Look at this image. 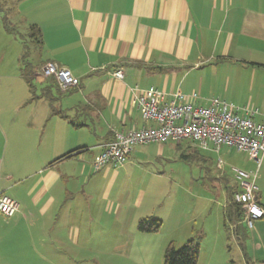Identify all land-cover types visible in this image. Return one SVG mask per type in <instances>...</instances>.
<instances>
[{
	"label": "crops",
	"instance_id": "crops-1",
	"mask_svg": "<svg viewBox=\"0 0 264 264\" xmlns=\"http://www.w3.org/2000/svg\"><path fill=\"white\" fill-rule=\"evenodd\" d=\"M7 2L17 31L10 33L0 24V194L19 207L11 218L0 215L8 234L0 238L11 261L59 264V254L79 244L81 221L92 220L97 211L95 173L108 181L101 212L115 220L124 217V232L138 213L141 219L161 217L176 224L174 231H186L174 200L157 209L154 184L135 200L130 190L110 199L120 171L129 178L138 168L141 146L124 167L96 172L93 162L116 132L152 125L143 121L136 102L137 92L150 87L165 92L167 101L180 93L196 95L193 103L199 107L219 99L239 108L240 116L246 115L244 107L256 109L253 120L264 123V0ZM30 25L41 30L38 43L28 40ZM25 43L30 48L26 61ZM48 63L69 69L79 86L62 92L43 75ZM192 144L207 152L209 157L199 155L201 161L217 156L222 194L229 183L227 170L232 172V195L207 201L217 209V231L234 233L237 261L230 264H264V217L249 229L244 215L237 222L230 207L238 190L234 169L255 172L256 163L233 148ZM193 153L198 151L187 157ZM256 185L264 210V156Z\"/></svg>",
	"mask_w": 264,
	"mask_h": 264
},
{
	"label": "rangeland",
	"instance_id": "rangeland-1",
	"mask_svg": "<svg viewBox=\"0 0 264 264\" xmlns=\"http://www.w3.org/2000/svg\"><path fill=\"white\" fill-rule=\"evenodd\" d=\"M10 6L8 4L7 8ZM3 16L2 8L0 9V24L3 23ZM12 20L9 19L11 26ZM19 32L23 34L24 30L19 29ZM8 54L11 55V52ZM138 146L143 149L137 157L138 168L131 171V178L122 175L124 171H120L121 176L112 189L110 199L116 198L122 191L130 190V198L135 200L139 191L154 184L158 193L157 209L174 200L177 208L176 214L182 223L187 225V230L174 231L173 228L176 225L174 222L154 216L163 222L160 230L140 232L138 223L141 218L138 213L133 225L127 222L128 230L124 232V217L115 220L114 216L110 217L101 212V193L108 181L100 179L101 173L93 171L97 176V211L92 220L86 218L81 221L79 244L59 254V264H164L165 252L171 242H174L176 247H181L190 239L200 241L197 264L236 262L234 233L227 228L224 229L223 235L217 231L215 223L217 209L207 204L210 199L216 201L225 199L228 194L232 195L236 189L232 172L227 170L228 188L224 185L222 194L218 180H216L219 177L216 155L211 156L209 162L201 161L199 155L207 157V152L189 141H183L180 144L169 142L161 145ZM160 149H164V152L162 153ZM195 151H198V154L193 153L194 156L183 157ZM149 198V195L145 197V203ZM202 227L207 229V233L202 232ZM5 229L0 223V237L8 235L4 233ZM5 249L1 245L0 238V264H15Z\"/></svg>",
	"mask_w": 264,
	"mask_h": 264
},
{
	"label": "built area",
	"instance_id": "built-area-1",
	"mask_svg": "<svg viewBox=\"0 0 264 264\" xmlns=\"http://www.w3.org/2000/svg\"><path fill=\"white\" fill-rule=\"evenodd\" d=\"M42 72L46 78H53L62 92L79 86V80L72 72L56 63L46 64ZM115 76L124 79L121 72H116ZM137 93L136 102L141 117L145 123L152 125L116 132L113 140L104 145L94 160V170L124 167L138 145L189 141L203 149L209 143L217 149L223 146L233 148L248 154L257 165L255 172L234 169L238 190L233 202L242 206L245 222L252 229L255 221L264 217L256 185L257 172L264 156V123L253 120L258 110L244 107L242 111L246 115L240 116L239 108L219 99H214L209 107H199L193 104L196 95L186 98L178 93L167 101L165 92L155 87ZM18 207L16 201L0 194V214L11 218L17 213Z\"/></svg>",
	"mask_w": 264,
	"mask_h": 264
},
{
	"label": "trees",
	"instance_id": "trees-1",
	"mask_svg": "<svg viewBox=\"0 0 264 264\" xmlns=\"http://www.w3.org/2000/svg\"><path fill=\"white\" fill-rule=\"evenodd\" d=\"M7 7H8L7 0H0V9L3 8V14H4V16L2 17L3 25L8 32L14 33L17 30L14 26L10 25V21H9L10 13L12 12L13 9ZM28 36L34 43H38V41H40L42 37L40 28L37 25H30ZM24 45L26 50L23 59L24 61H26L28 58L30 48L26 43ZM71 155L72 153L67 154L62 158H67ZM183 157L187 158V156L185 155H183ZM230 207H232L231 210L234 212V215H236V221L238 222L239 220H241L243 217L242 206L239 204H233ZM230 218L231 215L229 214V211H226V221H230ZM162 225L163 222L160 219H157L155 217H146L140 219L138 223V230L140 232H158L162 227ZM199 251H200L199 240L190 239L181 247H176L175 243L171 242L165 252L164 264H197L199 258ZM232 264L234 263L232 262Z\"/></svg>",
	"mask_w": 264,
	"mask_h": 264
}]
</instances>
